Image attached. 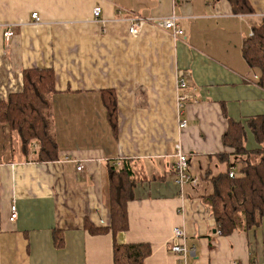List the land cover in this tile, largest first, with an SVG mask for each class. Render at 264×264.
<instances>
[{"label":"crops","instance_id":"crops-1","mask_svg":"<svg viewBox=\"0 0 264 264\" xmlns=\"http://www.w3.org/2000/svg\"><path fill=\"white\" fill-rule=\"evenodd\" d=\"M247 1L251 12L235 14L228 0H0V100L21 90L23 70H51L58 152L56 161L36 162L0 124V264H112L111 234L90 235L84 220L107 224V166L122 160L131 161L136 185L117 245L148 244L144 264H176L168 246L178 227L189 264H264V218L221 236L201 199L209 177L224 171L216 159L224 152L221 106L235 122L264 114V91L241 54L264 20V0ZM170 16L182 35L154 22L129 33L131 18ZM105 90L115 99V130ZM246 136V148L255 149ZM177 143L199 179L195 187L174 183Z\"/></svg>","mask_w":264,"mask_h":264},{"label":"trees","instance_id":"trees-1","mask_svg":"<svg viewBox=\"0 0 264 264\" xmlns=\"http://www.w3.org/2000/svg\"><path fill=\"white\" fill-rule=\"evenodd\" d=\"M235 14L250 13L247 0H228ZM242 58L256 74V85L264 91V20L252 29L241 47ZM54 93V75L51 70L22 71V88L0 100V124L6 126L10 137H16L26 155L36 162H53L58 156L51 133V97ZM108 122L116 128V104L111 91H101ZM226 128L220 138L224 152L216 159L224 171L209 177L210 191L201 196L209 208L216 232L228 236L235 230L248 231L264 218V114L248 117L244 123L235 122L225 114ZM246 130L251 134L255 149H247ZM36 144L37 148L31 147ZM233 176L230 177L229 173ZM108 213L107 224L95 225L84 220V229L90 235L110 233L112 236V264H144L151 253L150 245H117L114 236L128 229L126 205L133 199L136 180L130 160H122L116 167L107 166ZM57 232L54 243L59 244Z\"/></svg>","mask_w":264,"mask_h":264},{"label":"built area","instance_id":"built-area-1","mask_svg":"<svg viewBox=\"0 0 264 264\" xmlns=\"http://www.w3.org/2000/svg\"><path fill=\"white\" fill-rule=\"evenodd\" d=\"M94 19H99L100 18V9L99 8H94L92 11ZM31 20L34 23H39L40 19L37 14V12H32L30 15ZM154 19H144L141 17H134L131 18L130 20V26H129V33L131 35H136L142 24L144 23H155L158 25V27L165 29L169 32H171L173 37H177L182 35V30L178 26L176 22V18L173 16H170L168 18L164 19H157L153 21ZM4 38L8 40L12 35V31L10 29H7L4 32ZM186 87V83L184 82L183 79H181L178 82V88L179 89H184ZM179 101L185 100V97L180 96ZM179 129H185L186 128V121L182 120L178 124ZM175 163L171 167V172L173 175V180L174 183L177 184L179 187H182L184 184H189L192 187H195L198 183V177L192 176L189 173L188 170V159L187 155L183 152L182 147L179 143L175 145ZM82 165H78L76 167L77 171L82 170ZM229 176L232 177L233 174L232 172L229 173ZM16 218V213L15 209L12 207L11 208V215H10V220H14ZM169 252L173 254V256L176 258V264H189L188 263V258L191 254V251L189 248L185 245V233L181 228L175 227L173 229V234H172V240L170 241V244L168 246ZM236 264V263H233Z\"/></svg>","mask_w":264,"mask_h":264}]
</instances>
